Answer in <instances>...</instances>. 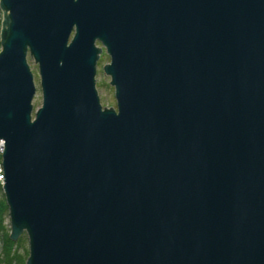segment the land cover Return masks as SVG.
<instances>
[{"label": "water", "instance_id": "95a60500", "mask_svg": "<svg viewBox=\"0 0 264 264\" xmlns=\"http://www.w3.org/2000/svg\"><path fill=\"white\" fill-rule=\"evenodd\" d=\"M0 8V189L24 264H264V0Z\"/></svg>", "mask_w": 264, "mask_h": 264}, {"label": "rangeland", "instance_id": "374dc122", "mask_svg": "<svg viewBox=\"0 0 264 264\" xmlns=\"http://www.w3.org/2000/svg\"><path fill=\"white\" fill-rule=\"evenodd\" d=\"M2 19V10L0 8V21ZM100 45L99 43H97ZM26 60L29 66V69L32 72V79L35 86V91L31 100L32 108L35 109L40 104V88H39V78L37 73V65L34 62L33 58L26 52ZM108 57L105 55V52L102 50L99 58L96 62V73H95V88L98 95L99 102L102 106H114L115 101L113 97V88L109 84L108 75L105 74L102 70V65L107 62ZM6 222L9 225L8 217H6ZM21 234V235H20ZM19 235L22 236L21 244H23L28 249V242L24 231ZM24 264V263H23Z\"/></svg>", "mask_w": 264, "mask_h": 264}, {"label": "trees", "instance_id": "16d2710c", "mask_svg": "<svg viewBox=\"0 0 264 264\" xmlns=\"http://www.w3.org/2000/svg\"><path fill=\"white\" fill-rule=\"evenodd\" d=\"M7 206L0 189V264H23L28 254V249L21 244L22 236L11 239L8 235L9 225Z\"/></svg>", "mask_w": 264, "mask_h": 264}, {"label": "built area", "instance_id": "2783aa9c", "mask_svg": "<svg viewBox=\"0 0 264 264\" xmlns=\"http://www.w3.org/2000/svg\"><path fill=\"white\" fill-rule=\"evenodd\" d=\"M2 178H3V176H2L1 166H0V184H1V182H2Z\"/></svg>", "mask_w": 264, "mask_h": 264}, {"label": "bare ground", "instance_id": "6f19581e", "mask_svg": "<svg viewBox=\"0 0 264 264\" xmlns=\"http://www.w3.org/2000/svg\"><path fill=\"white\" fill-rule=\"evenodd\" d=\"M1 147V146H0Z\"/></svg>", "mask_w": 264, "mask_h": 264}]
</instances>
